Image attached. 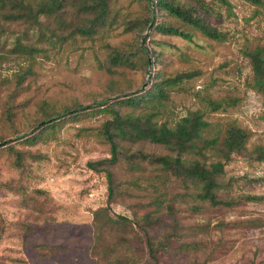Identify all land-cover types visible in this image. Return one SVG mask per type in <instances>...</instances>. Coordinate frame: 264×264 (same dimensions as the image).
I'll return each instance as SVG.
<instances>
[{
  "label": "rangeland",
  "instance_id": "1",
  "mask_svg": "<svg viewBox=\"0 0 264 264\" xmlns=\"http://www.w3.org/2000/svg\"><path fill=\"white\" fill-rule=\"evenodd\" d=\"M170 2L199 9L206 24L223 38L208 40L192 30V41L186 42L148 27L138 37L126 32L125 23L145 16L144 0H109L107 26L98 27L91 37L73 36L61 47L37 43L26 23H4L0 28L4 59L0 61V139L8 143L0 149V264H116L115 260L119 264L125 259L127 264L130 255V263L147 264L144 237L135 226L112 228L109 237L101 236L95 243V253L89 247L95 225L91 213L108 206L113 215L138 222L147 203L144 191L151 194L147 188L151 180L167 193V200L174 198L175 206L174 216L165 214L160 221L176 238L170 244L174 249L160 256L159 264H264V202L244 200L264 195V164L233 157L219 177L223 190L218 199L229 204L213 207L194 199L195 186L172 177L156 179L149 165H140L135 172L130 166L137 162L123 159L136 149L167 155L161 147L117 142L119 160L111 168L117 181L111 201L104 173L87 168V163L110 157L102 135L103 124L111 119L108 107L126 99L123 95H142L150 83L180 72L192 71L196 76L164 91L160 106H155L159 123L173 126L201 108L198 98L225 101L224 109L204 117L211 133L221 134L226 126L235 125L247 134L248 149L264 146L263 99L250 87L246 57L264 47V8L242 0ZM199 7L207 8V13ZM67 13L70 19L72 11ZM154 15L155 25L179 24L163 10L155 8ZM41 22L45 24L44 19ZM18 39L33 45L37 53L28 59L13 53L9 49ZM140 45L154 58L150 71L141 65L138 51L131 67L110 66L111 49L128 53ZM19 75H23L21 84H17ZM196 91L198 98L192 96ZM148 106L133 111L120 105L118 113L135 117ZM74 107L85 109L69 118L65 110ZM51 115H62L54 127L41 136L28 134ZM34 135L36 140L27 142ZM16 153L22 155L19 163L29 173L12 166ZM163 231L153 228L151 234L160 241ZM102 250L109 254L104 260Z\"/></svg>",
  "mask_w": 264,
  "mask_h": 264
},
{
  "label": "trees",
  "instance_id": "2",
  "mask_svg": "<svg viewBox=\"0 0 264 264\" xmlns=\"http://www.w3.org/2000/svg\"><path fill=\"white\" fill-rule=\"evenodd\" d=\"M223 2V0H221ZM250 5L264 8V0H242ZM145 16L142 19L129 20L125 23L126 32L137 33L148 27L154 29L162 36H170L182 39L186 42L192 41L193 31H197L202 37L220 41L223 37L215 29L206 24L204 16L194 6L179 7L170 2V0H144ZM155 8L163 10L168 15L178 21V25L160 23L155 25ZM203 13H207V8L199 7ZM72 11V16L67 19V11ZM45 20L43 25L41 20ZM0 28L4 23H26L27 32L36 36V42L46 44L47 47L55 48L63 46L67 40L73 36L91 37L98 27L104 28L110 21L109 0H0ZM135 30H139L136 31ZM193 30V31H192ZM3 31V30H2ZM145 42V38H141ZM18 56L31 58L37 49L33 45L23 44L18 39L14 42V47L9 49ZM137 51L140 52L138 60L141 65L150 71L153 63L152 57H148L147 48L143 46L133 47L131 52L124 53L119 50L111 49L109 53V64L111 67H131L137 60ZM146 53V55H145ZM248 64L251 70L250 87L256 91L263 99L264 105V47L255 48L246 53ZM4 60L0 58V61ZM29 71H26L27 74ZM196 76L195 72H180L172 77L163 78L158 82L150 83L149 87L142 95H123L121 101H115L108 109L111 119L102 126V135L104 142L109 144L110 157L101 161L87 163V168L93 172H102L105 175L107 183V199L113 200V189L117 178L114 177L111 168L119 160L118 141H129L133 145L147 143L163 148L167 155H155L142 152L136 149L129 157H123L126 161H136L130 166L135 172H139L140 165H149L154 168V176L159 179L162 176L172 177L182 180L185 184L193 185L197 192L192 195L200 203H208L213 207L218 204L227 205L229 203L221 202L218 192L223 190L219 182V177L223 174L226 164L231 162L233 157H241L246 162L264 164V146H253L248 149L247 134L245 131L235 125L226 126L224 131H212V126L204 119L206 113L216 112L224 109L225 101H214L208 98H198L199 92L192 93L197 97L200 107L188 112L180 118L173 126L165 123H159L156 120L160 100L164 98V91L172 86H183L184 83ZM158 77V74H156ZM150 77L148 76V79ZM23 75H19L17 84H21ZM132 107V110L141 109L148 106L146 111L138 116L120 115L119 106ZM85 108L74 107L65 110L68 117H76ZM77 110H81L77 112ZM62 115L46 116L36 123L32 131L42 135V132L51 129L56 125ZM21 137H16L20 139ZM37 135L27 137V142H34ZM8 143L0 139V149L5 148ZM11 150V147H8ZM15 152L13 151L12 154ZM15 161L12 166L19 172L29 169L20 162V153L15 154ZM128 164H132L131 162ZM100 166V167H99ZM138 166V167H137ZM110 168V169H109ZM144 198L147 203L145 210L139 216L138 222L135 219L113 215L109 207L98 209L91 213L94 221L92 226L93 246L89 247L95 253V243L101 239V236H108L112 228H127L135 226L144 237V244L148 258L147 264H159V259L171 253L172 245L176 238L168 226H161L160 221L166 215L174 216L175 209L174 198L167 200V193L157 187L153 180L150 181ZM220 198V197H219ZM149 199V200H148ZM245 201L264 202L262 196H246ZM152 207V210H148ZM166 214V215H165ZM164 229L160 241L156 240L151 230ZM109 237V236H108ZM124 246V245H121ZM46 247V246H45ZM47 247H56L48 246ZM61 248V247H58ZM170 248V249H169ZM176 250H183V247H177ZM103 253V254H102ZM100 257L106 259L109 254L102 250ZM162 256V257H160ZM131 255L128 256L130 261ZM126 260V259H125ZM125 260L119 264H126ZM127 264H137L129 262ZM116 264L117 261L115 260Z\"/></svg>",
  "mask_w": 264,
  "mask_h": 264
},
{
  "label": "water",
  "instance_id": "3",
  "mask_svg": "<svg viewBox=\"0 0 264 264\" xmlns=\"http://www.w3.org/2000/svg\"><path fill=\"white\" fill-rule=\"evenodd\" d=\"M148 79V78H147Z\"/></svg>",
  "mask_w": 264,
  "mask_h": 264
}]
</instances>
